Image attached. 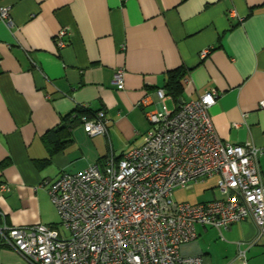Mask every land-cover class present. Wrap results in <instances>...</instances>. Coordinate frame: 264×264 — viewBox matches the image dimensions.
Wrapping results in <instances>:
<instances>
[{"label":"crops","instance_id":"0c3cea01","mask_svg":"<svg viewBox=\"0 0 264 264\" xmlns=\"http://www.w3.org/2000/svg\"><path fill=\"white\" fill-rule=\"evenodd\" d=\"M0 6L9 7L12 20L11 26L0 20V183L9 187L0 191V224L55 225L49 183L140 146L152 128L146 112L161 106L155 90L166 91L169 72L179 67L187 74L179 97L164 99L168 110L214 88L220 95L209 113L218 136L231 144L250 140L264 151L258 106L264 0H0ZM61 27L69 33L60 48L53 36ZM118 67L125 69L122 89L112 82ZM81 105L84 114L104 110L107 134L84 131ZM259 169L264 178V153ZM209 188L206 201L218 195L215 184ZM196 231L180 245L181 256L264 264V234L251 217L221 232L200 224ZM0 264L28 262L1 242Z\"/></svg>","mask_w":264,"mask_h":264},{"label":"built area","instance_id":"2783aa9c","mask_svg":"<svg viewBox=\"0 0 264 264\" xmlns=\"http://www.w3.org/2000/svg\"><path fill=\"white\" fill-rule=\"evenodd\" d=\"M0 20L12 25L8 6H0ZM68 33L67 27L57 30V47L66 45ZM124 74V67L114 70L112 82L118 89L124 87ZM155 95L161 106L146 112L152 128L140 146L64 172L49 183L47 192L63 232L55 225L3 222L0 243L28 264H203L201 256L179 253L182 243L197 237V224L221 232L251 217L258 235L264 234V178L259 169L264 151L250 140L231 144L218 136L209 109L220 93L208 89L172 110L163 103L164 88H157ZM258 106L264 109V99ZM79 119L90 136L108 132L104 110ZM211 177L218 192L213 199L191 203L173 198L176 188ZM8 189L0 183V191ZM237 257L243 261L245 252L239 249Z\"/></svg>","mask_w":264,"mask_h":264},{"label":"rangeland","instance_id":"374dc122","mask_svg":"<svg viewBox=\"0 0 264 264\" xmlns=\"http://www.w3.org/2000/svg\"><path fill=\"white\" fill-rule=\"evenodd\" d=\"M214 184H215V179L208 178L204 182H198L197 185L194 187L193 191L191 192L185 191L183 189H178V190L175 189L173 196L177 200H181V201L183 200H187V201L205 200L206 201L212 195V191L210 190L209 187L213 186ZM55 227H57V229L60 232L64 231V227L61 225L59 217H58V220L56 221Z\"/></svg>","mask_w":264,"mask_h":264},{"label":"trees","instance_id":"16d2710c","mask_svg":"<svg viewBox=\"0 0 264 264\" xmlns=\"http://www.w3.org/2000/svg\"><path fill=\"white\" fill-rule=\"evenodd\" d=\"M186 74L187 70L183 67H179L175 70L170 71L165 85L166 94L178 98L182 91V83L186 77ZM76 111L82 114L87 113L83 108H76Z\"/></svg>","mask_w":264,"mask_h":264}]
</instances>
